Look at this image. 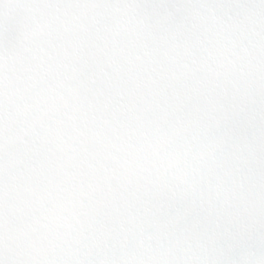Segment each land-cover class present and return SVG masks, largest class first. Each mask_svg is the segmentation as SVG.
<instances>
[{
    "label": "snow or ice",
    "instance_id": "1",
    "mask_svg": "<svg viewBox=\"0 0 264 264\" xmlns=\"http://www.w3.org/2000/svg\"><path fill=\"white\" fill-rule=\"evenodd\" d=\"M0 264H264V0H0Z\"/></svg>",
    "mask_w": 264,
    "mask_h": 264
}]
</instances>
